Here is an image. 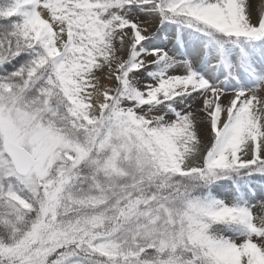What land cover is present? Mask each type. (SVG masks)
<instances>
[{"label": "snow or ice", "instance_id": "1", "mask_svg": "<svg viewBox=\"0 0 264 264\" xmlns=\"http://www.w3.org/2000/svg\"><path fill=\"white\" fill-rule=\"evenodd\" d=\"M0 264H264V0H0Z\"/></svg>", "mask_w": 264, "mask_h": 264}]
</instances>
